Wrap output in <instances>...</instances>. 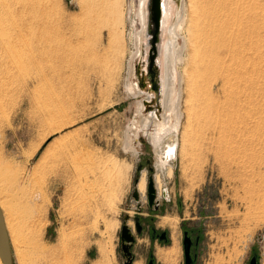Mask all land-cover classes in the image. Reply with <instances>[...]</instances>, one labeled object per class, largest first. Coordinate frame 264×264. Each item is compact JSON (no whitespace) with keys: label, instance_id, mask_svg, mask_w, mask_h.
I'll list each match as a JSON object with an SVG mask.
<instances>
[{"label":"rangeland","instance_id":"obj_1","mask_svg":"<svg viewBox=\"0 0 264 264\" xmlns=\"http://www.w3.org/2000/svg\"><path fill=\"white\" fill-rule=\"evenodd\" d=\"M173 1L191 14L190 0ZM191 1L196 14L186 18L176 70L177 156L155 215L176 219V264H183L181 230L194 239L192 264H247L252 256L264 264V0L235 1L236 60L222 57L221 67L231 61L234 76L222 88L202 65L194 18L205 8ZM134 5L0 0V40L12 41L14 59L3 62L0 47V190L14 189L1 210L5 221L10 209L6 230L23 264H94L101 254L123 264L118 236L124 216L136 213L133 180L157 173L146 137L138 135L133 155L122 149L137 116L123 87ZM148 56L153 63L135 61L132 78L155 95L142 100L143 114L158 117L157 68ZM136 240L140 257L148 242L146 235Z\"/></svg>","mask_w":264,"mask_h":264},{"label":"bare ground","instance_id":"obj_2","mask_svg":"<svg viewBox=\"0 0 264 264\" xmlns=\"http://www.w3.org/2000/svg\"><path fill=\"white\" fill-rule=\"evenodd\" d=\"M200 1L203 2L202 7L205 9H203L204 11L202 13H199V15H201L200 18L197 19L194 18V21L196 22L200 21V29H199V37H198L199 42L197 43L198 44L197 48L199 49L200 54H202L203 57L202 65L204 67L205 72L207 73L208 76L209 75L212 76L217 73V77L218 79H220L219 86L222 88L226 83L225 79H227V77L231 76L232 74L234 76V72L231 69L230 64H232L231 61L236 60V54H237L236 40L233 33L234 31L233 29L236 26L235 24L236 15L234 12L236 0H200ZM146 4H147V0H135L134 14L132 16L133 18L128 17V14H127L128 18H126L129 22L131 21L130 23L132 26L131 27L132 32L130 35L131 36L130 41L132 43V38H133V43H132L133 51L130 50L129 55L127 57L126 74L124 78L123 87H124V95L135 99V114L137 116H135L134 120L132 121H136V120L137 121L136 122L131 121L124 130L125 132L123 133L124 135L122 139L123 140L122 149L123 151L129 152L133 155L135 153L133 144L136 138L138 137V135H142L148 139V141L151 143L155 151L156 165L158 170V175L156 176V185L159 188L161 184L160 176L166 174L167 177H170L172 175V169H171L172 165L171 164L167 165L162 161V156L165 147L169 148L167 154L172 155L173 162L177 156V151H176L177 141L175 140V138L178 129L177 127L179 123V118L181 116L179 113V103H180V94H181L180 84L182 79L180 78V75L178 77V72L176 70H178L179 66L182 65V63L184 62V57H183L184 44L181 45L179 43V38L183 37L182 36L183 28L186 23V18H188V15L190 13H188V15L186 14L184 15L183 13L184 11L182 10V7L180 8L179 5H177V3H175L173 0L160 1V8H159L160 9V20H159L160 40L159 43L157 44V55L155 58V66L157 68L156 81H157V89H158L156 99H157V105L160 107L161 112L158 117L154 116L152 112H149L148 114L144 115L142 112L143 111L142 100H151V98L154 95L150 91L140 90L136 82V79H133L132 77L134 76L133 73L134 62L140 60L141 58L143 59L146 55V46L144 45L146 24H147ZM190 6L192 9V11L190 10L191 11L190 15L195 16L197 2L194 1L192 2L190 0ZM0 31L3 30L1 29ZM3 35L1 37H3ZM2 40H4V38L0 40V47L2 49L1 50L2 59L4 57L3 62H6L5 60H8L11 63V60L13 59V55H12L13 47L11 44L12 41L10 42L11 44L10 45L7 43L4 44ZM226 56L227 58L228 57L230 58L231 60L230 64L228 63L229 65H227L225 69H221L223 63L222 57H226ZM40 75L43 76V74ZM235 76L237 77V74H235ZM41 79L43 78L41 77ZM164 160L168 161V157L164 158ZM109 176L110 175H108V177ZM112 176L111 178L107 177L108 182L112 181ZM144 189H145V178L144 176H142V179L138 185V191L141 195L144 194ZM5 190L6 189L0 190V211L2 214L3 223L7 234L9 248L10 246H12L14 249L13 256H12L11 248H10V253L12 260L15 259L16 264H23L19 251L17 250L15 245L16 243H15L14 235L11 231L8 236L6 230V227L9 226L10 228V222H9L10 209L5 212V221H4V215L1 210L6 207V204L11 198V195L14 193V189L10 190L9 192H7L8 190L6 191ZM110 195L109 197H111ZM170 220L171 222H169L168 218H164L160 220L159 222L160 224L158 223L160 227L166 225L167 223H169V225L173 227V229L171 228L172 230L171 235L173 242L172 247L168 249H158L155 253L158 261L162 262V264H176L177 243H176V238L174 236L176 219L174 218ZM111 263H112L111 259L108 255L103 256L101 254L100 260L98 262H95L94 264H111ZM134 264H141V262L138 261L135 262Z\"/></svg>","mask_w":264,"mask_h":264},{"label":"flooded vegetation","instance_id":"obj_3","mask_svg":"<svg viewBox=\"0 0 264 264\" xmlns=\"http://www.w3.org/2000/svg\"><path fill=\"white\" fill-rule=\"evenodd\" d=\"M169 148L165 147L163 156H162V161L164 163L171 164L173 165V160H172V155H168ZM168 157V161H165L164 158ZM139 166V165H138ZM156 166V175H155V180L154 177L152 176L151 169H148V172L150 175L146 177H151L152 182H153V190H154V196L151 204L149 205L147 202L146 198V191L144 189V194L141 195L138 191V185L142 179V176L145 178L144 172L141 173V176L139 179H134L136 182L134 183L133 190L131 192V197L132 200L135 203V216H130L129 214L124 216L123 222L120 227L119 231V251L123 259V264H134L135 262L140 261L141 264H162V262L158 261L156 257V251L158 249H168L171 248L173 245L172 242V233L167 232L166 230H158L156 227H160V220L167 218V217H162L161 216H156V213L160 212L159 204H158V198L162 197L161 199L164 200L163 198L165 196V189L162 190V188H158L156 185V176L158 175V170H157V165ZM165 171V170H164ZM140 172V166L138 171H136V174H139ZM167 175L163 174L160 176V183H162L163 178H166ZM161 186V184H160ZM142 199L143 201H140L139 199ZM145 208L147 214H142L140 211ZM128 212V211H127ZM164 216V215H162ZM146 217V218H142ZM159 219V224L156 226L153 223V218ZM162 227V226H161ZM167 228V226H166ZM146 235V239L148 242V247L146 250L143 252L142 255L135 253L133 251L134 249V244L137 242L136 238L139 236H144ZM186 239L187 241V256L189 259V264L193 263L192 259V249L194 245V239L193 236L189 233L188 230H181V249H182V257H183V264H185V255L183 253V241ZM177 245V244H176ZM123 249V250H122ZM139 249V248H138ZM248 264V263H247Z\"/></svg>","mask_w":264,"mask_h":264},{"label":"water","instance_id":"obj_4","mask_svg":"<svg viewBox=\"0 0 264 264\" xmlns=\"http://www.w3.org/2000/svg\"><path fill=\"white\" fill-rule=\"evenodd\" d=\"M160 1L161 0H147V4H146L147 24H146V33H145V43H144V45L146 46V55L143 58L144 65L147 62L153 63V61H151V57L148 56L149 52L153 53L155 58L157 55V44L159 43V40H160V37H159ZM153 66L155 67V61H154ZM157 93H158V90H157ZM138 169H139V166H137L136 171H138ZM135 182L136 180L134 181V183ZM145 191H146L147 202L150 205L153 200V196H154L153 182H152L151 177H148L146 179ZM187 249H188L187 241L186 239H184L183 253L185 255V264H189V259L187 256ZM0 264H13L1 211H0ZM248 264H257V260L255 259V256H252L250 258V260L248 261Z\"/></svg>","mask_w":264,"mask_h":264},{"label":"trees","instance_id":"obj_5","mask_svg":"<svg viewBox=\"0 0 264 264\" xmlns=\"http://www.w3.org/2000/svg\"><path fill=\"white\" fill-rule=\"evenodd\" d=\"M13 254V253H12ZM13 256V255H12Z\"/></svg>","mask_w":264,"mask_h":264}]
</instances>
